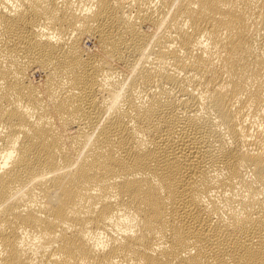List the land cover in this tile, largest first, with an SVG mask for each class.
<instances>
[{"label":"bare ground","instance_id":"bare-ground-1","mask_svg":"<svg viewBox=\"0 0 264 264\" xmlns=\"http://www.w3.org/2000/svg\"><path fill=\"white\" fill-rule=\"evenodd\" d=\"M0 264H264V0H0Z\"/></svg>","mask_w":264,"mask_h":264}]
</instances>
